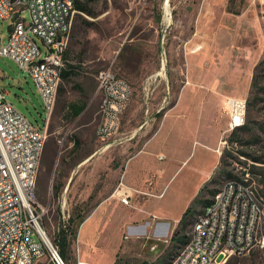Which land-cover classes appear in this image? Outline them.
Here are the masks:
<instances>
[{
  "label": "rangeland",
  "instance_id": "obj_1",
  "mask_svg": "<svg viewBox=\"0 0 264 264\" xmlns=\"http://www.w3.org/2000/svg\"><path fill=\"white\" fill-rule=\"evenodd\" d=\"M92 7L95 17L75 10L70 37L72 33L86 35L92 43L101 30L108 39L104 46L111 58L99 63L86 62L77 54L70 56L77 68L60 81L37 168L35 196L41 205L42 227L55 247L54 239L62 223V198L74 219L69 223L71 227L79 216L91 214L102 199L111 197L120 204L107 202L80 229V225L76 228L71 237V256L63 258L66 264L77 263L80 241L96 238L104 242L101 244L106 250L113 247L119 236L118 226L142 214L141 202L135 210L128 208L140 201L136 199L138 191L127 206L121 205L112 193L129 157L148 140L145 150L136 154L129 166L132 172H138L145 163L154 168L155 187L162 193L148 197L143 206L166 209L178 216L204 181L205 189L198 194L200 202L194 205L184 229L186 236L203 207V199L212 196L210 190L216 191L242 167L249 170L254 187L264 198V0H98ZM164 10L165 14L169 10L167 20ZM157 14L160 39L144 50L150 44L144 29H152L149 23ZM22 15L28 23L29 12L25 10ZM8 24V19H0V44L7 39ZM31 35L44 51L41 39ZM147 54H153V69L133 75V94L121 114L118 131L109 138H99L96 125L100 100L89 92L93 81L96 83V73L111 68L128 78L123 73L124 62L132 63V58L136 62ZM83 81L89 88H83ZM0 89L18 112L38 128L43 127L46 110L33 80L15 61L2 55ZM225 96L247 99L248 127L237 135L232 134L234 130H226L228 118L222 106ZM73 105L84 108L74 116ZM238 150L260 157L261 161L254 162ZM155 153L163 155V159H157ZM141 222L134 220L130 226ZM131 229L126 226L127 231ZM260 229L264 232V218ZM161 240L153 250L150 243L143 246L142 239L129 250L121 246L114 264H140L144 260L163 264L176 253L178 244L171 246L169 237ZM37 264L51 263L43 259ZM227 264H264V247L233 256Z\"/></svg>",
  "mask_w": 264,
  "mask_h": 264
},
{
  "label": "built area",
  "instance_id": "obj_2",
  "mask_svg": "<svg viewBox=\"0 0 264 264\" xmlns=\"http://www.w3.org/2000/svg\"><path fill=\"white\" fill-rule=\"evenodd\" d=\"M25 10L33 12V21L26 22L22 15ZM74 12L73 0H0V19L9 20V33L0 44V55L11 58L28 73L50 115L61 80L48 71L46 60L60 62L64 68ZM31 33L41 39L44 51ZM95 79L100 93L96 134L106 139L118 131L133 89L111 68L100 69ZM223 109L228 117L227 131L234 130V121L246 122V97L225 96ZM49 118L45 117L43 127L38 128L13 107L0 89V264H37L43 259L66 264L42 227L41 205L35 196ZM217 151L220 155V149ZM242 168L235 174L237 183L222 182L228 183V191H220L219 186L218 193L212 194V205L195 215L189 245L176 251L180 252L177 264H226L233 256L264 247V232L260 229L264 198L254 187L249 170ZM112 194L128 204L133 189L121 178ZM65 204L62 198L63 226L70 218ZM76 264L92 263L77 259Z\"/></svg>",
  "mask_w": 264,
  "mask_h": 264
},
{
  "label": "crops",
  "instance_id": "obj_3",
  "mask_svg": "<svg viewBox=\"0 0 264 264\" xmlns=\"http://www.w3.org/2000/svg\"><path fill=\"white\" fill-rule=\"evenodd\" d=\"M97 1L98 0L94 1L92 4H94ZM92 4L89 5L92 9L91 14L86 12V11L78 10L75 7H74V9L79 11L80 13H84L86 15L95 17L96 13L93 10ZM159 20H160L159 14H157V16H155V18H152V20H151L152 23L151 24L149 23V26H152V29L150 30L149 27L147 29H144V33H146V35L149 36V38L147 39V42L150 43V44L144 46V50L146 48L149 50V48L154 46L155 43L158 44V40L160 39V36H161V32H160V29L158 26ZM85 23L90 24V22H88V21H85ZM8 28H9V24H8ZM107 41H108L107 37L104 36L103 33H101V30H100V36L96 37V39L92 43H90V40L88 37H86V35L78 36L75 33H72L71 37L68 41L67 47L65 49V52H64V68H62V70H61V80H62V78H68L72 73H74V71L77 68L73 65V61L71 60V57H70L73 54H77V55L82 56L86 60V62L107 63L108 62L107 60H110V58H111L110 55L107 56L108 54L106 53V50H105V46L107 44ZM102 44H103V46H102ZM132 51L134 52L135 50L133 49ZM153 54H152V57L149 54H147L145 57L142 56V59L138 58V61H136V62L133 58L131 61L132 63H129L128 61L124 62L123 73H125L126 76H128V78L125 76L119 75L118 72H116L113 69L112 70L117 75H119L120 77H122L126 81H128V83H130V85L132 87V80H134L133 75H137L138 73H139V75H143L144 73H150L152 71L153 60H154ZM134 63H137V64L133 65ZM136 68H138V69H136ZM63 72L68 73V75L66 77H63V75H62ZM158 73H160V72H158ZM84 80H86V79H84ZM83 88L84 89L89 88L88 82L83 81ZM132 89H133V87H132ZM89 92L95 94L97 99L100 100V93H98L96 91V83H94V81H93V86H91ZM148 142H149V140L145 143V145L143 146V148L141 150H139L138 152H136L135 154H133L132 156L129 157L127 165H126L127 168L125 167L123 175H122V181L125 184L128 185L129 183H133L134 185H136L135 188L131 187L132 189H134L132 196H135L136 191H138V194L136 195V199L138 198L140 200V201H138V202L136 201L134 203V207H128V208H130L131 210H135L136 208L139 207V202H141L142 205L139 208H140V213L142 212V214L136 216L135 218H131L130 221L128 219L126 223L120 224L118 226L119 227V236H118L114 246L108 248V250H106L104 248V246H103L104 244H101L103 241L100 242V240L96 239V238L94 240H86V242H84V243H82L80 241V244H78V246H77V250H78V258L77 259L78 260L86 261V262H89L92 264H114L115 254L117 252V249H119L121 246H123L124 248H127L129 250V249H131V247L133 245H135V243H138L139 239H142L141 244L143 246H146V244L150 243V249L153 250L157 245H160L162 238L169 237V239H170V236H171L173 230L177 227L179 220H180L183 212L187 208V206L186 205L182 206V208L180 209V212H178V216H173L166 209L163 210V209H160L158 207H145V206H143V203L146 200H148V197L161 195V193H162V192H158L157 188L155 187L156 170L154 168L153 169L148 168L147 164L145 163L142 166V168L138 169V172L137 171L132 172L130 169V166H129L131 163V159L136 154H138L140 151L145 150V147L148 144ZM155 154H156L157 159H159L158 158L159 154L158 155H157V153H155ZM146 166H147V168H146ZM139 171H141V172H139ZM205 179H206V177H205ZM203 182L201 183L200 187L198 188V191H197L195 197L198 196L200 189L203 187ZM214 191L215 190H213V192ZM210 198L209 199H203V202H204L203 207L210 201ZM109 201L119 203L118 201H114V199H112L111 197L100 200L98 202V204L95 206V208L93 209V211L91 212V214H89L88 216H85L84 219L82 220V222H80L79 229L83 224L88 222L94 214H96L98 211H100L103 208V206L106 205L107 202H109ZM128 204H124V203L122 204L121 203V205H123V206H127ZM105 210L107 211V208ZM131 213H133V212H130V217H133ZM134 220H138V221L140 220L142 222H141V224H139V226L138 225L134 226V227L130 226L131 222ZM126 226L132 227V229L127 231ZM93 241H94V243H93ZM167 242H169V241H167ZM177 244H178V248L181 245H183V244H179V243H177ZM165 245H163V246H165ZM105 257H107V258L109 257V259L105 260L106 259Z\"/></svg>",
  "mask_w": 264,
  "mask_h": 264
},
{
  "label": "trees",
  "instance_id": "obj_4",
  "mask_svg": "<svg viewBox=\"0 0 264 264\" xmlns=\"http://www.w3.org/2000/svg\"><path fill=\"white\" fill-rule=\"evenodd\" d=\"M94 1H96V0H74V7L77 8L78 10L86 11V12L91 14L92 9L89 5H91ZM62 75H63V77H66L68 75V73L63 72ZM83 108H84L83 105H73L72 106V114L74 116L80 114L81 111L83 110ZM247 127H248V123L245 122L242 126L234 129L232 134L237 135V132L244 131L245 129H247ZM230 140L233 141V137H231ZM75 142L77 144L79 143L78 141H75ZM238 152L241 155L250 157L254 162L261 161L260 157L252 156L246 151L238 150ZM225 154L232 156V153H230V152H226ZM234 158H237V157L234 156ZM221 161H222V159H221ZM252 166H255V165H252ZM227 173L229 175H233V173L230 171H228ZM59 187H60V185H57L55 188L59 189ZM204 189H205V187L203 186L200 189L199 193H201V191H203ZM210 192L214 193L213 190H210ZM198 202H200V198L198 196L194 197V199L191 201L190 205H188L187 208L185 209V211L183 212L177 227L173 230V232L170 236L169 244H171V246H173L175 243L184 244V242L186 241L187 236L184 234V229H185L187 223L189 222L188 220H189L190 216L192 215V209H193L194 205ZM84 217L85 216H82V215L79 216L77 219V222H75V225L72 224V227L69 223L73 222L74 219L71 217L69 218L68 222L64 226L61 224V226L58 227V231L56 233L54 242H55L56 246L58 247V251H59L60 255L64 259H69L71 256V239H72L71 237L74 236V234L76 232V228L79 226L80 222H82ZM41 223H42V221H41ZM140 264H159V263L144 260Z\"/></svg>",
  "mask_w": 264,
  "mask_h": 264
},
{
  "label": "bare ground",
  "instance_id": "obj_5",
  "mask_svg": "<svg viewBox=\"0 0 264 264\" xmlns=\"http://www.w3.org/2000/svg\"><path fill=\"white\" fill-rule=\"evenodd\" d=\"M166 5H168V3ZM73 8H74V0H73ZM29 14H30L29 21H33V12H29ZM168 14H169V10H167V14H165V10H164V20H167L169 18ZM46 67H47L48 71L53 73V75L55 77H58V79L61 80V70L63 68L62 63L55 62L53 60H46ZM159 72L161 73V71H159ZM45 110H46V117H49V115H50L49 107H45ZM242 125H243V121H234V129H236ZM225 181H229V183H237V176L228 178ZM220 191H228V183H223L220 186ZM214 193H218V189ZM210 205H212V196L210 198V201L201 209V211L207 210V207H209ZM201 211H199L198 213H201ZM261 212H264V205H261ZM193 229H194V220L190 226L189 232L187 233V240L184 242L183 245H181L178 248L177 251H181V250L187 248V246L189 245V238H191V236H193ZM178 260H180V252H176L174 255H172L164 264H177Z\"/></svg>",
  "mask_w": 264,
  "mask_h": 264
}]
</instances>
